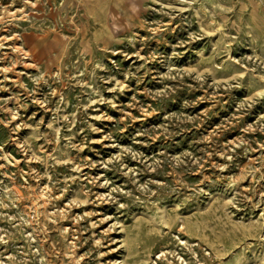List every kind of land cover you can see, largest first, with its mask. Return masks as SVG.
<instances>
[{
    "label": "rangeland",
    "instance_id": "obj_1",
    "mask_svg": "<svg viewBox=\"0 0 264 264\" xmlns=\"http://www.w3.org/2000/svg\"><path fill=\"white\" fill-rule=\"evenodd\" d=\"M0 264H264V0H0Z\"/></svg>",
    "mask_w": 264,
    "mask_h": 264
},
{
    "label": "bare ground",
    "instance_id": "obj_2",
    "mask_svg": "<svg viewBox=\"0 0 264 264\" xmlns=\"http://www.w3.org/2000/svg\"><path fill=\"white\" fill-rule=\"evenodd\" d=\"M182 258V257H181ZM184 260V259H183Z\"/></svg>",
    "mask_w": 264,
    "mask_h": 264
}]
</instances>
